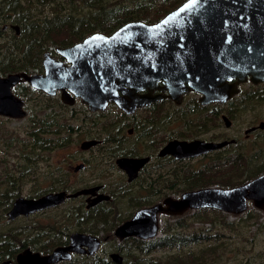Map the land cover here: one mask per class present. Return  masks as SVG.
<instances>
[{"label": "rangeland", "instance_id": "obj_1", "mask_svg": "<svg viewBox=\"0 0 264 264\" xmlns=\"http://www.w3.org/2000/svg\"><path fill=\"white\" fill-rule=\"evenodd\" d=\"M78 1L0 0L1 28L4 24L14 23L19 29L18 35L15 29L4 31L5 36L0 39V67L11 64L35 73L40 70L38 59L49 46L70 43L74 37L77 39L92 31L109 33L116 29L119 22L155 21L184 0H96V7L90 5L93 8L91 12H87L86 8L80 9V4L86 2ZM69 17H74L76 24L66 22L71 20ZM69 30L83 32L68 36ZM35 51H41L37 59L33 55ZM260 84L250 85L248 80L241 82L234 96L225 101L227 103L216 102L206 109L196 107L193 100H182L179 106H174L173 123L164 117L172 114V102L163 99L165 105L162 108L152 110L145 107V115L150 122L143 129L132 122L137 116L136 112L122 117L120 109L110 104L105 111H101V118L106 113L109 114V121L118 122L112 128L116 136L110 137L113 145L106 148L99 141L100 134L94 135L91 131L101 118L76 115V119L72 120L68 114L62 115L58 94L49 96L42 91H33L27 83L15 87V94L24 98L27 116L19 119L0 116V254L17 256L24 249L50 253L57 246H67L71 235L76 234L77 230L97 235L101 244L94 254L86 257L76 254L74 260L77 262L74 264H102L105 251L119 253L126 262L133 263L134 259L142 258L144 264H264V209L250 204L239 215L220 211L203 214L199 211L201 209H193L179 218L159 216L156 238L161 240L158 242L156 239L144 241L133 237L120 241L113 232L122 220L139 207L138 204L134 205L136 200L149 198L153 202L156 197L152 195L150 179L121 184L116 180L120 176L117 170L107 172L118 157L128 152L136 153L135 144L141 148V142L144 149H155L167 139L192 138L210 130L206 136L226 141L227 147L213 152L201 165L193 161L173 163L182 181L173 185L170 197L178 198L187 191L185 181L193 173L199 174V177L190 183H201L202 187H232L263 173L264 130L260 137H244V130L250 124L264 120V93L254 92ZM77 106L86 110L81 103H77ZM192 107H195L194 111L187 112ZM221 110H229L232 114L229 117L225 115L229 120L228 125L215 113ZM218 122L221 123L220 127L215 129ZM63 123L71 128L73 124L82 125L81 132L61 136L59 130ZM170 123L172 129H167ZM122 125V135L119 136ZM84 139H96L98 143L87 151L75 153L77 141ZM60 160L72 161L68 168L70 174L59 168ZM79 162H84L86 167L72 171ZM102 180L106 189L112 186L115 190L111 201L115 208H110L106 202L108 215L102 208H97L102 212L91 216L103 219L100 223L77 214L73 210L74 203L69 200L60 206L42 210L46 213L31 221L18 220V216L13 219L8 217L17 197H40L49 191L82 188L93 182L101 184ZM162 191L166 192L165 189ZM94 210H90V214ZM77 215L78 219L75 218ZM81 219L84 221L81 222ZM107 225L109 230L104 228ZM105 235L109 236L106 243L103 242ZM54 264H69V261L60 259ZM108 264L115 263L109 258Z\"/></svg>", "mask_w": 264, "mask_h": 264}, {"label": "water", "instance_id": "obj_2", "mask_svg": "<svg viewBox=\"0 0 264 264\" xmlns=\"http://www.w3.org/2000/svg\"><path fill=\"white\" fill-rule=\"evenodd\" d=\"M57 52L70 65L47 53L44 75L20 72L0 76V116H25L24 100L12 91L21 81L50 94L60 89L64 97L68 90L91 108L115 101L128 112L164 97L153 95L154 89H167L174 99L193 89L202 94L203 102H225L237 92L236 84L264 80V0H185L155 23L130 21L108 35L96 32L68 48L59 47ZM143 90L148 92L141 93ZM225 142L174 140L162 153L194 156ZM142 161L117 159L120 164L134 163L133 170ZM65 196L60 191L36 199L17 197L8 217L54 207ZM249 204L264 209V172L236 186H206L185 191L178 198L168 196L138 211L113 233L119 240L129 236L150 239L158 234L160 212L180 215L187 210L213 208L239 215ZM84 237L90 240L83 244L92 253L98 239L76 233L71 235L72 245L57 246L50 253L24 249L17 254L16 264H54L69 259L71 251H80L81 241L87 240ZM111 255L117 264H123L118 253ZM7 263L9 260L0 261Z\"/></svg>", "mask_w": 264, "mask_h": 264}, {"label": "flooded vegetation", "instance_id": "obj_3", "mask_svg": "<svg viewBox=\"0 0 264 264\" xmlns=\"http://www.w3.org/2000/svg\"><path fill=\"white\" fill-rule=\"evenodd\" d=\"M184 1H182L180 4H177L173 9H175L176 7L181 5ZM173 9H171V10H173ZM158 20L159 19H157L155 21H148V22L145 21V23H155ZM135 21H137V20H135ZM127 22H130V21H127ZM127 22H125V23H127ZM142 22H144V21H142ZM119 27L120 26H118L116 29H118ZM7 29H10V30L15 29L16 35L19 34L18 25L14 24V23H10L8 25L4 24L2 26V28L0 26V39L5 36V35H3V33ZM116 29H113L109 33H104V32H101V31H92V32H90L89 34H87V35H85L83 37L81 36L82 38L80 40L70 44L69 46H72V45L80 42L86 36H89V35H91L93 33L100 32V33L108 35V34L112 33L113 31H115ZM69 46H62V45L54 46V45H52V46H49V47L45 48L44 49V54L42 53L44 55V58H42V56H43L42 55L41 58L38 59V65L40 66V70L35 72V73H40V74L44 73V60H45V54H47V53L49 55H51V57H54L56 59L65 61V58H62L59 55V53L57 52V49L59 47L65 48V47H69ZM39 53H41V51H39ZM56 53L58 54V56H55ZM0 63H1V59H0ZM65 64L66 65H70L66 61H65ZM20 72H25V73L31 74L30 72L25 71V68H23L21 66H13L11 64H7V66L5 68H1L0 67V76H6V75H8L10 73H20ZM25 83L29 84L26 81L25 82L21 81L15 87H19V86H21V85H23ZM240 83L236 84V88H237V85H239ZM248 83H250V85H257V84L262 83V81H260V83L259 82L258 83H253L250 80H248ZM158 84L160 86L163 85L162 81H159ZM15 87H14V89H12L13 93H15V91H14ZM30 88H32L33 91L37 90V91L45 92L49 96H57V94H58L59 95V100H60L59 106L62 107L61 108V110H62L61 112L64 113L62 115L68 114L70 117H72V120L76 119L75 118L76 115H82V116L89 115V116H91V117H93L95 119H100L101 118V114H100L101 111H105L108 108V106L111 104L114 107L120 109L122 117H124L126 115H129V114H133V113L136 112L137 116H136L135 120L132 121V122L135 123L136 126L139 129L145 128L147 126V124L150 122L149 117L145 115V107H151L152 110H157L158 108H162L165 105V101H162L163 99H168V100H171V102H172V105H171L172 114L168 113V114H166L164 116L165 118H168L169 120H171L172 123L174 122V120L172 119L174 106H179L182 100H193L192 102L195 103L197 105L196 107H198L200 109H206L210 105L216 103V102H211V103L203 102L202 101V94L200 92H197V91L193 90V89H189L188 91L181 93L179 99L171 98L169 96V92H168L167 89L166 90L154 89L152 91L153 95L162 94L164 97L158 98V99H154L155 101H153L151 103H148V104H145V105H141V106H137L132 111L128 112L122 107V104H119V103H117L115 101L107 102L105 105H103L104 106L103 108H100L99 106L97 107V105H95L94 108H91L89 103H87L86 101H83L81 97L75 96L72 92H70L68 90H67L68 93H67L66 97H64L63 96V92L60 89L56 90L55 93L50 94L47 91L42 90V89H37V88L33 87L32 85H30ZM256 88L257 89L254 92L264 93V83L260 84ZM147 92H148V90L141 91V93H147ZM233 96H234V94L231 97H229L228 99H226V101L231 99ZM22 99L24 100V98H22ZM260 100H262V98H260ZM227 102H225V103H227ZM77 103H81L82 105H84L86 110H82L79 106H77ZM233 104L234 103H232V105H231L232 107H233ZM194 108L195 107L187 109V112H193ZM24 109H25V112H26L25 116H27V110L25 108V103H24ZM215 113L217 114V117L218 116L220 117L221 121L225 122L227 125L229 124L228 123L229 120L227 119V117H229V115H232L229 110H228V112H225L224 110H221L219 113H217V112H215ZM33 119H35V118H30V120H33ZM80 120H82V118H80ZM116 122H118V121H116V120L109 121V114L104 113L102 118H101V120L96 123V125L94 127V130L89 129V130L94 132V135L95 134H98V135L100 134L99 141H101V143L103 142L102 144H103L104 148L113 145V142L110 140V137L112 138V137L116 136V134L114 132H112V128L116 124ZM121 122H123V121H121ZM172 123L168 124L166 126V128L167 129H172V127H171ZM220 124L221 123L218 122V126L215 129L219 128ZM46 125L47 124H44V126H46ZM81 127H82V125L73 124V128H71L70 126L66 125V123H63V127H61V129L59 130V135L66 136V137L70 136L69 135V131L70 130H71L72 133L81 132ZM263 130H264V120H260L258 124H255L253 122V124H250L244 130V137L245 138H250L252 136L260 137V136H262L261 132ZM122 131H123V125L121 127V133H120L119 136L122 135ZM208 131H210V130H208ZM208 131L202 132L200 135L194 136L192 138H170V139H167L165 142H161L162 144L159 145L155 149H153V148H150L148 150L144 149L143 144L141 142H140V145H142L141 148L138 147V145L135 144V147L137 149L136 153L128 152V153H126V155H122V156L117 158V159L123 158V157L131 158V159L142 158L143 159L142 163L140 164V166L136 167L135 170H133L134 163H125L124 164V162H121V164H120V163L117 162V159L114 160L113 164L111 165V169H109L107 172H110V170H113V171L117 170L120 173V176H118L117 179H116L117 182H119L121 184L124 183V182H126L127 184H130V183L132 184V183L137 182L139 180L144 181L147 178L151 180V183H152L151 192H152V195H154L156 197V200L153 201V202H151V200L149 198L140 199L138 201L136 200L134 205L138 204L139 207L135 210V212L138 209H140V208L149 207V206H151V205H153V204H155L157 202H162L166 197L172 195V194H170V191L173 188V185L175 183L180 184L181 181H182L181 178L178 177V175L176 174V170H175L176 168H175V165H173V163H183V164H185V163H188L189 161H193V163H200V165H201V164L204 163V161L206 159H208V156L211 155L213 152L219 151L222 148L227 147L226 144L223 143L221 146H219L217 148H214L212 150H209V151H207L205 153H201V154L194 155V156H188V157L176 156L175 154H173L171 152L162 153L163 147L168 142L174 141V140H179V141L199 140V141H203L205 143L206 142H213V143H220V142L222 143L223 142L222 140L209 139V137L206 136ZM128 132L131 133L132 130L129 129ZM61 139L64 140V138H60V140ZM87 142H89V144H86ZM97 143H98V140H96V139L78 140L77 144H76V145H78V149L75 150V153H78V152H81V151H87V150H89V149H91L92 147L95 146L93 144H97ZM182 152H184V151H182ZM82 160H85V159H82ZM71 163H72V161L67 162L66 160H60V163L58 164V166L63 172L66 171L68 174H70L68 168H69V166H71ZM85 167H86V164L84 162L83 163L79 162V163H77V164H75L73 166L72 171L76 172V171L84 169ZM198 177H199V174H195V173L189 175L188 181H185V185L187 187V189H186L187 191L188 190L198 189V188L202 187L203 184H201V183H197V182L190 183V181H195ZM108 178H109V176L106 177V179H108ZM107 182L110 183L109 180H107ZM93 183L89 184V186H83L82 188L73 187V188H70V189H67V190H63V189L60 190V191H64L66 193V196L64 197V200L60 204H58V205H56L54 207L60 206L64 201L68 202V200H69V202L74 203L73 204L74 205L73 206V210H75L77 214L84 215V216H86V218L88 220H94V221L100 223V221H102L103 219H97V218L94 219V217L91 216V215L95 214L96 212H102L100 209H97V208H102L103 211L107 215H108V205L112 209L115 208L112 205V203H111V201L114 199L115 190L112 188V186H109L106 189L103 180H102L101 184L99 182H97V183L95 182L94 184ZM212 184H214V183H212ZM163 189H165L166 192H163L162 191ZM60 191H49L47 193H50V192L54 193V192H60ZM38 197L39 196H35L32 199H36ZM106 202L108 203V205H107ZM49 208H53V207H49ZM46 209H48V208H46ZM93 209H96V210L92 211V213L90 214V210H93ZM210 209H213V208H210ZM43 210H45V209H43ZM189 211H191V210H187L186 213L189 212ZM218 211H220V210H218ZM220 212H222V211H220ZM32 215H34V214H32ZM32 215H29V216H32ZM132 215H131V217H132ZM165 215L173 216L175 218H179V217H181L182 214H180V215H171V214L165 213V212L158 213L157 214L158 227H159V223H160L159 222V216H165ZM29 216H27V217H29ZM75 218L78 219L79 218L78 215ZM130 218H128V219H130ZM128 219H126V220H128ZM126 220H124V221H126ZM82 221H84V220L81 219V222ZM124 221H122L121 223H123ZM182 222H183V220L179 223V225ZM104 228H105V230H109V225L105 226ZM76 233L84 234L85 232L76 230ZM85 234H89V235L95 236L98 239L97 244H95V250L92 253H88V245H84L83 243L89 244L90 240H88L87 238L84 237L87 240H85L84 242L81 241L82 244H80V251H71L70 252L71 257L68 259L69 264H74L75 262H77V261L74 260V257H75L76 254H79L80 257H86V256H89L91 254H94L97 251V249L99 248V246L101 244L100 238L97 235L92 234V233H85ZM157 236H158V234L156 236H154L155 238L154 237L150 238V240L157 239L156 238ZM130 237H133V236H129V238ZM133 238H136V237H133ZM122 240H120V241H122ZM142 240L148 241L149 239H142ZM159 240L160 239H158L157 242ZM91 241L93 242V240H91ZM108 241H109V236L105 235L103 242L106 243ZM69 245H72L71 240L67 243V246H69ZM74 245H76V244H74ZM138 249L140 251V247H138ZM113 253H117V252L109 253V252L105 251L104 258L101 260V263L102 264H108L109 263V258H110L113 263L117 264L114 261L112 255H111ZM15 256H16L15 254L11 255L10 253H6V254H3V255L0 254V261L9 260V263H7V264H16ZM14 260H15V262H14ZM122 263L123 264H134L132 262H126L123 257H122Z\"/></svg>", "mask_w": 264, "mask_h": 264}, {"label": "trees", "instance_id": "obj_4", "mask_svg": "<svg viewBox=\"0 0 264 264\" xmlns=\"http://www.w3.org/2000/svg\"><path fill=\"white\" fill-rule=\"evenodd\" d=\"M80 1V0H79ZM78 1V2H79ZM86 3L85 4H80V9H84V8H86L87 9V12H91L92 10H93V8H91V6H94V7H96V3L97 2H95L96 0H91L90 2H87L86 0H84ZM66 4H68V3H66ZM76 5H78V4H76ZM85 5H87V6H85ZM91 5V6H90ZM68 14H69V12H68ZM71 20H65L66 22H69V23H71V24H76V22H77V20L74 18V17H69ZM128 18H131V17H128ZM124 20V19H123ZM122 22V21H121ZM125 22H127V21H125ZM125 22H123V23H118V26H121L122 24H124ZM63 25H65V23L63 24ZM68 25V24H67ZM117 26V27H118ZM116 27V28H117ZM62 29V28H61ZM83 32V30L82 31H80V32H74V31H71V30H69L68 32H67V34H68V36H70V35H75V33L76 34H79V33H82ZM82 35H80L79 37H77V39H76V37H74V41H72V42H70V43H66V44H63L62 46H69L71 43H74V42H76L80 37H81ZM38 54H39V51H35V52H33V55H35V59H37V57H38ZM72 134V132H71V130L69 131V135H71ZM262 172H264V171H262ZM260 174V173H259ZM251 178H253V177H249V179H251ZM199 211H201L203 214H208L209 212H219L218 210H215V209H206V208H202L201 210H199ZM46 213V211L43 213V211L42 212H39V213H36V214H34V215H32V216H29V217H25V219H20V218H24V217H19L18 218V220H34V218L35 217H37V216H39V215H43V214H45ZM214 214V213H213ZM207 216V215H206ZM131 216H128L127 218H125L124 220H126V219H128V218H130ZM124 220H122V221H124ZM121 221V222H122ZM120 222V223H121ZM119 223V224H120ZM118 224V225H119ZM117 225V226H118ZM158 239H160L161 240V238H157L156 239V241L158 240ZM146 245V244H145ZM140 248H141V246H139ZM133 263L134 264H144L145 262H144V260L141 258H136V259H134V261H133Z\"/></svg>", "mask_w": 264, "mask_h": 264}, {"label": "bare ground", "instance_id": "obj_5", "mask_svg": "<svg viewBox=\"0 0 264 264\" xmlns=\"http://www.w3.org/2000/svg\"><path fill=\"white\" fill-rule=\"evenodd\" d=\"M65 48H68V47H65ZM63 49V48H62ZM51 56V55H50ZM45 73H43L42 75H44ZM141 209H143V208H140V209H138L133 215H132V217L131 218H133L136 214H137V212L138 211H140ZM42 210H37V211H34V212H32V213H29L28 215H25V213H21V214H19L18 215V218L19 217H27V216H29V215H32V214H35V213H38V212H41ZM130 218V219H131ZM129 220V219H128ZM128 220H126V221H124L123 223H121L120 225H118V227L119 226H121V225H123L125 222H127Z\"/></svg>", "mask_w": 264, "mask_h": 264}, {"label": "snow or ice", "instance_id": "obj_6", "mask_svg": "<svg viewBox=\"0 0 264 264\" xmlns=\"http://www.w3.org/2000/svg\"><path fill=\"white\" fill-rule=\"evenodd\" d=\"M197 2H198V0H197ZM185 8H187V5H185ZM183 10V9H182ZM165 23H167V21H165Z\"/></svg>", "mask_w": 264, "mask_h": 264}]
</instances>
